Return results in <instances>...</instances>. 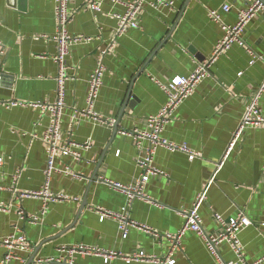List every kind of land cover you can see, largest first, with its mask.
I'll return each instance as SVG.
<instances>
[{
	"label": "crops",
	"instance_id": "1",
	"mask_svg": "<svg viewBox=\"0 0 264 264\" xmlns=\"http://www.w3.org/2000/svg\"><path fill=\"white\" fill-rule=\"evenodd\" d=\"M135 1H106L100 12L90 8L89 0H76L72 5L69 32L90 41L70 50L72 80L66 83L62 127L67 131L73 126V140L80 144L92 141L93 147L81 152V161L72 157L56 161L58 168L68 167L79 178L57 173L47 180L48 158L41 139L49 126V114L31 104L52 103L57 98L55 0H0V42L6 49L0 64V157L4 159L0 206L6 209L0 211V264L7 251L1 242L12 236L26 237L33 251H16L17 258L9 264H28L34 254L35 264L57 260L62 248L79 246L123 256L145 252L164 259L171 248L166 234H176L183 227L184 213L204 190L207 200L199 213L205 232L210 236L221 233L216 214L229 218L243 211L253 224L240 234L244 258L264 264V127L246 128L234 140L248 103L264 82V12L244 28L246 45L235 44L217 58L209 76L180 105L163 131L164 139L187 146L191 154L158 149L155 166L164 175L150 179L145 188L147 199L130 203L111 185L133 186L139 177V151L120 131L144 130L148 118L160 112L166 95L157 81L165 84L189 76L213 57L223 31L209 18L210 12H218L223 24L235 25L249 3L166 0L173 2L172 7L146 5L142 28L118 38L115 52L106 57L107 73L95 106L103 122H74L75 113L86 107L87 80L95 69L96 55L109 45L117 27L112 16L124 14ZM225 5L231 7L229 12L223 10ZM260 107L264 112V95ZM47 182L50 195L64 194L70 199L50 202L44 220L33 224L20 212L40 216L43 198L17 196L40 192ZM98 209L122 213L153 232L131 228L123 238L119 222H101ZM218 250L225 260L235 259L227 243H221ZM74 260L76 264H106L101 256L82 251ZM109 264L128 263L117 259ZM175 264H216V260L202 238L188 232L175 254Z\"/></svg>",
	"mask_w": 264,
	"mask_h": 264
},
{
	"label": "built area",
	"instance_id": "2",
	"mask_svg": "<svg viewBox=\"0 0 264 264\" xmlns=\"http://www.w3.org/2000/svg\"><path fill=\"white\" fill-rule=\"evenodd\" d=\"M106 1L114 0H89V6L94 12H100L102 5ZM248 6L239 14L238 22L235 25H226L221 22V16L218 12L213 11L208 14L209 18L221 25L223 35L217 42L213 57L210 60H205L199 64L189 76H178L167 83L157 81L162 91L166 95V102L160 112L156 115L150 116L147 120V127L144 130H130L120 131L123 137L130 138L136 144L139 151V157L136 160V165L139 170V177L136 184L133 186H124L121 184H111L116 190L124 193L128 201L131 203L136 198L147 199L145 188L150 179L154 176H162L164 173L155 166V156L160 148H166L172 152L190 153L187 146H180L175 143L169 142L162 137V133L169 125L174 117L175 112L180 105L187 100L197 89L200 83L209 76L211 66L217 58L229 50L233 45L245 46L244 38L242 37L244 28L248 23L260 12H264V3L261 0H248ZM76 0H55V20H56V34L54 41L57 46V55L54 58L58 66V74L56 77L57 82V98L52 103H37L31 104L34 108L41 109L43 112L49 114V126L41 139L45 145L47 152V168L45 171L47 180L52 174L63 173L79 178L78 175L72 174L68 167L58 168L56 161L60 157H72L75 161H81V152L92 149V141L83 144L77 143L73 140V126L65 131L62 127V119L66 109V83L72 80L70 71L71 66L68 63V57L72 46L78 43L89 42L90 39L85 37H75L69 32V25L74 18L72 5ZM146 5L153 8L172 7L173 2L166 0H158L157 2H150L149 0H136L128 4L127 11L120 15L114 14L112 19L117 22V27L113 34V38L105 49L98 51L96 55V65L92 74L87 80L88 93L86 98V107L76 112L74 122L80 120L93 119L97 122H103L101 117L96 113L95 106L100 96L103 87L104 77L107 73L105 64L106 57L112 55L116 50V42L118 38L127 34L130 30H139L141 26V15ZM225 12H229L231 7L225 5L223 7ZM5 47L0 42V64L5 54ZM251 55H254L250 52ZM255 58H257L254 55ZM264 95V82L260 86L257 94L248 103L244 116L242 118L240 127L234 135V140L239 137L240 132L246 128L264 127V112L260 107V100ZM14 103L13 106H17ZM109 123V121H106ZM111 124V122L109 123ZM233 140V141H234ZM233 143L228 147L226 155L231 151ZM225 155V157H226ZM221 164V163H220ZM219 164V165H220ZM218 165V166H219ZM4 168V159L0 157V172ZM264 168V166H263ZM20 173L14 175L18 179ZM48 182L40 192L24 193L17 198H43L44 205L40 216L32 215L26 216L22 211L20 216L27 219L33 224L43 221L47 214V205L50 202H63L70 198L64 194L50 195L48 193ZM207 200V192L204 190L199 193L191 210L184 213L183 227L176 234H166L165 238L170 242V250L166 258L160 259L155 256H150L145 252L132 254L131 256H123L115 251H101L96 248H87L84 246L79 247H65L60 250L62 256L57 260L40 261L37 264H76L74 257L78 251L86 254H95L101 256L106 264L114 260L121 259L124 262L130 263H155V264H175V254L181 249V241L185 234L193 232L200 236L206 245L207 249L212 253L216 260V264H261L258 262H248L244 258V245L241 242V232L252 226L251 220L247 215L240 211L236 215L229 218L223 217L221 214H216V220L222 229L221 233L216 236L208 235L202 225V218L200 216V207ZM6 209L0 206V211ZM100 221L104 222L108 219H114L119 222V231L123 238H127L128 232L131 228L142 230L146 233H152L153 230L147 225H142L137 221L130 220L126 215L109 210L98 209ZM158 236L157 234H155ZM221 243H227L235 259L231 261L225 260L219 253L218 246ZM6 248L3 264H9L12 260L16 259V251L31 252L33 251L32 245L28 242L26 237L12 236L1 242Z\"/></svg>",
	"mask_w": 264,
	"mask_h": 264
},
{
	"label": "water",
	"instance_id": "3",
	"mask_svg": "<svg viewBox=\"0 0 264 264\" xmlns=\"http://www.w3.org/2000/svg\"><path fill=\"white\" fill-rule=\"evenodd\" d=\"M261 1L264 3V0H261ZM129 97H131V96H129ZM94 179H96V176H94ZM86 204H87V202L85 201L84 204H83V208L86 206ZM35 256H36V254H34V256L31 258V260L28 262V264H35V260H34ZM62 264H66V262H63Z\"/></svg>",
	"mask_w": 264,
	"mask_h": 264
}]
</instances>
